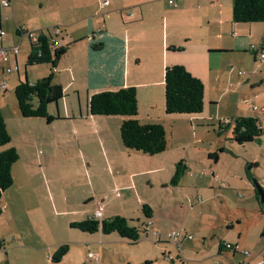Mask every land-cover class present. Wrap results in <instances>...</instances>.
Returning a JSON list of instances; mask_svg holds the SVG:
<instances>
[{"label":"rangeland","instance_id":"1","mask_svg":"<svg viewBox=\"0 0 264 264\" xmlns=\"http://www.w3.org/2000/svg\"><path fill=\"white\" fill-rule=\"evenodd\" d=\"M64 1L11 0L8 8L0 4L2 43L4 47L19 46L20 62L17 70L13 55H9L8 63L0 61V99L8 96L9 107L4 106L7 102L2 104L13 125L9 128L12 141L1 147L0 153L16 147L20 156L13 167V186L0 201V264H244L254 257L264 262V206L246 177L247 163H257L251 172L264 188V137L260 143L239 146L232 141L231 130L232 120L242 115L259 117L264 126V82L261 85L258 80L261 71L264 76V61L256 62L250 51L243 54L248 58L247 67L237 64L238 82H233L234 88L225 96H217L222 97L221 106L206 103L201 115L180 117L186 121L176 122L174 130H169L167 150L159 155L126 151L119 132L121 150L131 154L128 161L134 167V171L123 170L126 176L122 184L128 182L136 188L117 191L114 179L122 176H113L102 145L89 140L78 143L74 132L68 131L70 125L63 121L48 124L24 119L19 111L20 121L43 122L29 127L11 117L12 104L17 109V84L26 80L32 83L52 67L27 65L23 54L29 51V34L39 36L44 28L55 36V23L64 17ZM239 27L247 30L244 37L253 48L264 40V23ZM9 68L13 74L2 72ZM253 74L259 88L241 82ZM2 82H8L5 90ZM228 86L226 82L223 89ZM191 118H200L197 133L187 122ZM25 127L32 131V140H27ZM113 150L118 153L115 146ZM181 160L186 161L188 171L178 185H172L175 166ZM154 168L160 170L138 174L133 181L130 177L131 172ZM125 199L129 200L128 208V204L122 207ZM102 200L107 206L105 219L126 217L137 227L148 222L142 206L152 205L157 213L154 229L162 240L145 228L141 240L133 244L117 234L84 233L71 227L94 212ZM172 231L179 232V246L163 240ZM222 241L234 246L237 243V254L231 250L219 253ZM63 245L69 247L67 253L54 262ZM246 252L250 257L243 255Z\"/></svg>","mask_w":264,"mask_h":264},{"label":"crops","instance_id":"2","mask_svg":"<svg viewBox=\"0 0 264 264\" xmlns=\"http://www.w3.org/2000/svg\"><path fill=\"white\" fill-rule=\"evenodd\" d=\"M62 11L64 17L55 23V27L59 28L61 33L54 37L53 43L59 47H67V52L55 69L52 67L50 69L47 65L48 70H44L42 76L32 84L48 77L53 71L54 83L63 88L64 97L50 110L51 115L57 118L52 123L58 121L68 123L70 125L68 131L74 132L78 143L86 140L95 141L105 148L107 163L113 176L115 177V174L122 176L114 179L116 182L114 190L118 189L117 191L120 188L130 191L136 188V185H130L128 182L122 184L126 176L122 175L123 170L127 168L128 171H134L132 162L128 161L131 157V154L126 152L128 149L121 150L123 146L119 132L124 119L92 116L89 100L93 95L105 91L135 88L138 95L137 119L145 124H162L169 134V130H174L176 122L184 124L186 119L180 118L183 115L166 113L165 70L168 66H184L204 83L205 104H209L210 107H220L222 97L217 96H225V93L234 88L233 82H238L237 64L247 67L248 58L242 55L250 51L255 56V61L260 60L256 52H253V46L244 37L247 30L239 27L248 24H238L233 21V0H175V5L170 4V0H65ZM37 26L39 28V25ZM20 27L22 28L21 25ZM43 29L41 28L40 32ZM260 44L264 47V40ZM98 45V49L93 48ZM172 46L183 47L184 50L174 51L171 49ZM29 54L30 41L29 51L23 54L24 60ZM231 55L241 56L233 58ZM13 60L18 70L19 53L13 57ZM39 66L42 65L33 67ZM4 71L2 69V72ZM262 73L263 71L258 78L261 85L264 82ZM254 75L243 79L241 81L243 85L250 84L253 89L259 88L258 80L255 81ZM18 80H21L20 76ZM226 82L230 83V87L224 90ZM8 100L7 95L2 96L0 108L12 138L9 128L13 125L8 117L10 113L4 111L2 104L7 102L4 106L9 107ZM12 106L11 117L18 124L21 122L22 125L26 124L29 127L43 124V122L27 123L22 119L20 121L17 104V109L13 104ZM199 120L200 118H191L187 121L193 126L195 133ZM27 128L25 127L27 140H32V131H28ZM64 137L67 135L62 138ZM50 142L48 139L47 143ZM113 146L116 147L117 154L114 153ZM14 148L17 150L16 147ZM125 155L127 158H124ZM160 169L154 168L141 173L131 172L130 177L133 181L138 174L147 175ZM13 170L14 168L12 174ZM122 202H124L122 207L125 204H128L126 208L130 206L128 199ZM147 205L152 206L148 203ZM263 206L264 204L261 205ZM151 208L153 218L150 221L147 219L148 222L143 226L148 227V231H152L158 241H161L162 235L156 233L157 230L154 229V218L157 213L154 207ZM94 212L88 213L86 218L93 217ZM106 212L107 206L104 207L103 219ZM86 218L84 217L82 221ZM167 239L169 240L167 236L165 239L163 237V240ZM221 243L234 245L228 241ZM223 251L219 253L230 252L224 249ZM235 254L237 252L233 255ZM254 258L253 263L260 261Z\"/></svg>","mask_w":264,"mask_h":264},{"label":"trees","instance_id":"3","mask_svg":"<svg viewBox=\"0 0 264 264\" xmlns=\"http://www.w3.org/2000/svg\"><path fill=\"white\" fill-rule=\"evenodd\" d=\"M233 21L238 24L264 23V0H233ZM1 28V26H0ZM2 30V28H1ZM21 27L18 33H21ZM49 30L40 32L36 42L30 39V54L27 65L50 64L53 69L67 52V47L55 45L54 37ZM98 49V46H93ZM174 51H183V47H171ZM54 73L32 84L28 80L20 81L15 88L18 109L24 119H44L48 124L57 118L51 115L53 105H57L64 97V90L54 83ZM205 86L182 65H171L165 70V108L168 115L197 116L204 112ZM90 114L94 117H120V137L123 146L128 150L155 156L167 150L168 133L164 125L158 123H141L138 119V95L135 88H124L118 91L100 92L89 100ZM232 141L239 146L258 143L264 137V126L257 116H239L232 120ZM12 138L7 129L0 108V148L11 143ZM222 152L225 149H221ZM213 158V157H212ZM217 160V156H214ZM20 160L18 151L13 147L0 153V201L3 194L13 186V166ZM256 163H247L246 177L252 184L256 198L264 204V188L258 178L252 174ZM188 165L181 160L175 166L172 185H178L186 175ZM142 212L149 221L153 218L152 208L144 204ZM2 208L0 207V215ZM131 220L117 216L110 219L88 217L80 222H73L72 228L84 233L101 232L103 235L117 234L122 240L136 244L141 240L143 229L148 227L133 226ZM168 237V236H167ZM232 245V244H231ZM68 246L63 245L52 259L65 255ZM227 249L224 243L219 244V251ZM237 252V251H235Z\"/></svg>","mask_w":264,"mask_h":264},{"label":"built area","instance_id":"4","mask_svg":"<svg viewBox=\"0 0 264 264\" xmlns=\"http://www.w3.org/2000/svg\"><path fill=\"white\" fill-rule=\"evenodd\" d=\"M0 4H2L4 7L8 8L11 5V0H2L0 2ZM170 4L175 5V0H170ZM55 29H56V34L55 35H59L61 33L60 29L59 28H55ZM20 31H22V29ZM2 34H3V30H1V28H0V61H7L10 54L15 56V57L18 55L19 46H16V47H4V46H2V44H1L2 43V39H1L2 38ZM29 38L31 40H33L34 42H36L37 39H38V36H35L33 33H30L29 34ZM253 52H256V55H257L258 59L264 60V47L262 45H259L257 48L256 47L253 48ZM5 73L10 75V74L13 73V70L11 68H9ZM7 86H8L7 82H2L1 83V88L2 89L5 90L7 88ZM103 213H104V206H103V204L101 202V203H99L97 205V208H96V210L94 212V217L102 218L103 217ZM167 236H168L169 240L173 244H175L177 246L180 245L179 244V232L172 231V232L168 233ZM225 246H226L227 249H232L233 251H237V249H238L237 246H234V245H231V244H227V243L225 244ZM244 255L246 257H250V253L246 252V253H244ZM92 257H93V255H90V258H92ZM244 264H264V262L263 261H258L256 263H253L252 260H250V261H248V262H246Z\"/></svg>","mask_w":264,"mask_h":264}]
</instances>
